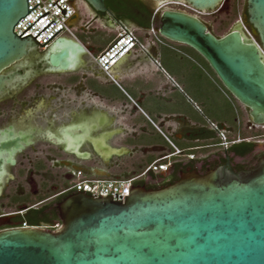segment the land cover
I'll use <instances>...</instances> for the list:
<instances>
[{"label": "water", "instance_id": "95a60500", "mask_svg": "<svg viewBox=\"0 0 264 264\" xmlns=\"http://www.w3.org/2000/svg\"><path fill=\"white\" fill-rule=\"evenodd\" d=\"M108 1L82 0L94 17L88 25L99 20L97 14L114 25ZM151 1L213 12L225 0ZM30 12L28 0H0V73L38 47V35L21 36L49 13L20 36L15 33ZM154 14L159 36L200 54L248 110L250 126L264 127V0H247L244 19L221 37L197 15L159 6ZM85 56L88 48L80 40L62 37L44 57L66 73L81 68ZM2 83L0 77V88ZM90 119L89 142L97 155L107 160L127 151L111 144L113 132L103 127L109 123L106 115L94 112ZM85 192L60 203L62 226L57 230L0 231V264H264V158L250 170L234 171L227 164L202 175L188 169L178 181L158 189L131 186L124 201Z\"/></svg>", "mask_w": 264, "mask_h": 264}, {"label": "flooded vegetation", "instance_id": "af4514ba", "mask_svg": "<svg viewBox=\"0 0 264 264\" xmlns=\"http://www.w3.org/2000/svg\"><path fill=\"white\" fill-rule=\"evenodd\" d=\"M156 5L151 0L130 2L122 8H109L114 15L113 26L105 14H97L98 21L105 29H146L148 14ZM45 52L38 46L0 73V231L23 224L48 228L61 223L60 203L76 194L63 190L78 171L114 178L119 173H143L153 163L142 164L136 149L107 160L94 152L86 109L78 113L71 99H63L78 89V80L85 75L77 73L80 68L58 72L44 57ZM93 65L84 68L88 71ZM228 96L237 108L231 122L192 133L195 145L188 149L200 155L199 162L173 157L167 172L180 177L192 169L204 175L227 164L234 171L250 170L264 158V127H251L248 110ZM210 134L215 135L214 143L206 145L205 137ZM80 142L82 149H78ZM250 143L254 144L251 153ZM171 154L167 149L166 155Z\"/></svg>", "mask_w": 264, "mask_h": 264}, {"label": "crops", "instance_id": "0c3cea01", "mask_svg": "<svg viewBox=\"0 0 264 264\" xmlns=\"http://www.w3.org/2000/svg\"><path fill=\"white\" fill-rule=\"evenodd\" d=\"M78 19L77 14L72 22L77 38L92 53H100L106 46L94 48L87 39L78 36L75 28ZM130 29L137 33L142 46L112 69L115 82L93 63L85 78L78 80V89L63 95L64 102L71 99L75 110L79 113L86 109L88 117L94 112L106 115L109 123L103 127L113 132L111 144L126 148L124 154L136 149L142 164L166 155L167 149L173 152L155 125L177 148L197 156L195 160L181 157L182 161L198 163L200 155L188 149L195 145L196 136L192 133L208 130L212 124L231 122L237 111L234 101L205 65L179 44H161L149 29ZM205 138V144L212 145L215 135ZM141 173L125 172L114 178H101L127 179ZM171 178L169 172L153 173L138 183L162 185Z\"/></svg>", "mask_w": 264, "mask_h": 264}, {"label": "built area", "instance_id": "2783aa9c", "mask_svg": "<svg viewBox=\"0 0 264 264\" xmlns=\"http://www.w3.org/2000/svg\"><path fill=\"white\" fill-rule=\"evenodd\" d=\"M79 1L82 0H28L29 12L33 8L34 9L25 18H22L17 23V25L15 26V33L18 36H20L41 16H43L46 13H49L44 17L40 18L21 37L25 38L31 35L33 38H35L38 35L35 38V40L39 43L38 46L44 49H47L52 43H54L57 39L62 37H66V38L72 37L76 40H79L72 26V22L76 19V16L78 14L77 5ZM55 3L57 5H54ZM168 4H172V3H168ZM58 6L62 10L65 9L67 11L65 15L62 14V11ZM165 7H167V4L162 5L160 8H165ZM49 24L51 25L48 26ZM88 27L89 25L87 24L86 29H88ZM155 27H156V20H155V14H153L150 33L161 44H166V45L174 44L168 40L162 39L161 36H159V34L155 31ZM40 44L42 46L44 44L45 45L42 47ZM141 46L142 45L139 36L135 31L128 28H121L115 33V37L104 50H102L100 53L97 54H94L88 50V56L103 74L107 75L112 81H114L113 78L111 77L112 69L118 64L120 60H122L123 58H125L126 56H128L130 53H132L134 50H136L138 47ZM155 126L158 129V131L170 143L171 147L173 148V154L162 155L156 161H154L149 166V168L145 170L142 174L127 179H116V180L104 179L101 177L88 176L85 173L78 171L74 174L72 181L63 190V193L65 194L77 193V192L84 193V191H86L85 194H88L89 196H92L94 198H99V194H101L103 197L112 195L113 200L124 201L125 197L129 196L131 186H135V184H137L143 177L148 176L149 173L158 174L161 172H167L168 169L172 166L173 157H177V158L187 157L190 160H195L197 158L195 154H189V153L186 154V152L177 148L172 143V141L163 133V131H161L157 125ZM115 194L118 195L117 198L115 197ZM120 196H122V198H120ZM61 226L62 223H58L57 225L52 226V228L50 229L57 230L61 228ZM28 227L30 226L27 224H23L19 228H28Z\"/></svg>", "mask_w": 264, "mask_h": 264}, {"label": "rangeland", "instance_id": "374dc122", "mask_svg": "<svg viewBox=\"0 0 264 264\" xmlns=\"http://www.w3.org/2000/svg\"><path fill=\"white\" fill-rule=\"evenodd\" d=\"M237 0H225L224 3L215 11L213 12H199L195 11L190 8L188 5L184 3H164V4H157L156 6L161 7L162 5H166L168 8L185 11L187 13L197 15L202 20H204L208 26L210 27L211 31L217 36H224L227 34L231 27L239 20L244 19L245 17V10L247 6V0H238L239 10H238V18L230 24L228 29L223 31H219L218 29L226 22L230 20L233 15V5L234 2ZM78 21L75 23V28L77 29V34L80 38L87 39L94 48H103L110 40L111 35H115L118 30L113 29H105L99 21H93L85 30V26L92 21L93 14L91 13L90 9L84 4L82 1L78 2ZM84 30V32H82ZM86 64H84L77 73L86 75L87 68H84L87 64H92L89 56H85ZM218 82V81H217ZM219 83V82H218ZM228 94V93H227ZM229 95V94H228ZM229 114V113H228Z\"/></svg>", "mask_w": 264, "mask_h": 264}, {"label": "trees", "instance_id": "16d2710c", "mask_svg": "<svg viewBox=\"0 0 264 264\" xmlns=\"http://www.w3.org/2000/svg\"><path fill=\"white\" fill-rule=\"evenodd\" d=\"M130 2H138L139 4H141V0H109L106 3V6L108 8H122L124 7L126 4L130 3ZM239 4H238V0L234 2L233 5V15L230 18V20L228 22H226L224 24V26L220 27L218 30L219 31H223L225 29H228L230 27V24L235 21L238 18V10H239ZM246 12V10H245ZM153 14H154V10L150 11V13L148 14V19L146 21L145 24V28L146 29H151V23H152V18H153ZM115 37V35H111L110 40L107 42V44L105 45L106 47L110 44V42L113 40V38ZM162 38V37H161ZM83 39V38H82ZM164 39V38H162ZM84 40V39H83ZM166 40V39H164ZM178 45V44H176ZM182 49H184L185 51H187L188 53H190L192 56H194L197 60H199L200 62H202L205 67L209 70V72L216 78V80L219 82V84L222 86L223 90L228 93L229 95H231L226 89L225 87L222 85L221 81L219 80V78L217 77V75L215 74V72L211 69V67L209 66L208 62L200 55L198 54L195 50H193L192 48L188 47V46H184V45H179ZM232 96V95H231ZM233 97V96H232ZM229 113V112H228ZM231 113V112H230ZM229 113V114H230ZM254 149V144L250 143V153L253 151ZM191 152H196L194 150H192ZM176 166H180V164H177ZM179 176L177 174H173L172 178L167 181L166 183H163L162 185H147L146 187L148 189H158L164 186H168L170 184L175 183L176 181L179 180ZM140 184H143L142 182H140ZM29 220V219H28ZM49 229L52 227H48Z\"/></svg>", "mask_w": 264, "mask_h": 264}, {"label": "bare ground", "instance_id": "6f19581e", "mask_svg": "<svg viewBox=\"0 0 264 264\" xmlns=\"http://www.w3.org/2000/svg\"><path fill=\"white\" fill-rule=\"evenodd\" d=\"M85 62V61H84Z\"/></svg>", "mask_w": 264, "mask_h": 264}]
</instances>
